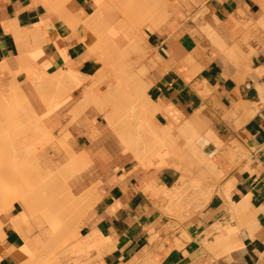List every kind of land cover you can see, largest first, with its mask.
Wrapping results in <instances>:
<instances>
[{
    "label": "crops",
    "instance_id": "crops-1",
    "mask_svg": "<svg viewBox=\"0 0 264 264\" xmlns=\"http://www.w3.org/2000/svg\"><path fill=\"white\" fill-rule=\"evenodd\" d=\"M173 1L177 11L171 19L172 27L162 25L159 30L145 28L141 32L153 55L159 57L155 59V69L149 73L150 87L147 92L157 108L155 122L171 125L172 133L178 136L179 124L181 127L184 121L200 111L205 122L202 124L213 129L225 145L218 157L220 169L225 173L219 188L231 182L229 196L219 195V188L216 189L204 209L183 220L164 214L166 204L163 205L150 186L154 182L157 186L171 188L179 173L171 167L157 170L145 166L137 162L131 153L123 152L124 148L115 133L95 107L83 111H79V107L74 108V105L79 106L78 102L83 97L81 90L60 96L57 103L54 100L61 89L63 92L67 88L66 85L64 88L48 87L47 84L45 88V84L41 85L44 88L43 91H38L42 88L37 90L39 95L35 90L40 83L36 84V78L42 82L59 73L58 70L63 72L71 68L87 77L100 70L98 61L88 54L87 47L79 40L84 33L62 34L65 27L55 20L47 32V38H50L47 42L28 36L16 39L17 33L28 31L47 20L48 11L41 0H0V68L3 65V68H9L8 71L6 68L0 70V101L12 94V89L17 92L20 87L23 95H19L26 98H22L26 101L21 100L24 103L20 106L27 105L22 109L26 117L19 112V119V115L17 118L14 113L15 116L12 115L13 119L19 120L21 127H26L21 129L25 132L16 140L17 147L23 150L48 137L47 132L51 134L56 140L38 147L40 150L37 148L34 155L39 169L36 173L44 179H51V185H48L54 189L58 187L52 185L56 183L53 176L57 173L72 193L73 196H70L75 199L82 191L83 194L88 192L76 199L89 196L90 199H85L86 205H91L83 214L82 202H77L82 205L79 210H74L76 205L73 202L75 207H71L72 212L77 213L73 214L77 226L70 216L72 222L67 220L66 231L59 239L58 233L51 231L39 215H34L27 224L17 229L11 220L25 213L26 208L23 203L15 202L0 219V264H19L20 254L25 252L28 241L38 248L64 245L61 252L63 264H264V0ZM93 3V0H74L73 6L88 15L95 7ZM12 19L14 23H8ZM205 26L215 28L223 42L226 40V47L234 48L241 44L238 50L243 58L235 61L220 52L221 49L203 33ZM60 36L65 53L61 45L54 41ZM191 58L192 64L189 62ZM196 65L200 66L198 71ZM9 70L11 73L15 71L14 76L8 73ZM33 81L35 89L30 83ZM7 92L10 93L4 96ZM47 96L51 100L55 96L54 102H50L56 104L46 101L49 99ZM43 101L51 107L48 105L50 108L46 110ZM72 106L75 114L77 109L82 112L77 118L68 113ZM237 106L241 107L236 111ZM18 108L15 111H21ZM30 108L36 115L33 116ZM8 114L10 112L1 106L0 121L6 123ZM15 120L12 121L15 123ZM32 121H35L34 125ZM43 127L47 132L41 131ZM35 128L36 132L33 131ZM60 137L66 144L58 139ZM178 142L183 143V140L178 138ZM237 146L244 156L230 157L229 152ZM67 161L74 165L73 169L69 168L71 173L67 172V167H70L69 163L65 165ZM78 163L86 169L81 165L78 168ZM60 167L64 169L59 171ZM64 173H68L69 177L74 173V176L66 178V181ZM78 205L77 208H80ZM68 212L71 213V209ZM73 228L77 233L67 241L66 234ZM216 238L227 241L226 246L229 245L230 250L224 247L226 242L220 240L223 245L220 241L215 242ZM57 241L62 243H54ZM71 250L75 251L69 253Z\"/></svg>",
    "mask_w": 264,
    "mask_h": 264
},
{
    "label": "bare ground",
    "instance_id": "bare-ground-1",
    "mask_svg": "<svg viewBox=\"0 0 264 264\" xmlns=\"http://www.w3.org/2000/svg\"><path fill=\"white\" fill-rule=\"evenodd\" d=\"M41 1H43L44 5L48 11V19L41 21L40 23H38L37 25H35L32 29H30L28 31L26 30V31H21L22 33H17L16 39H21L25 36H28L29 38L43 39L45 42H47L50 40V38H47L48 30L52 27L55 20L59 21V18H60L61 19L60 23L62 22L64 24H66V26L68 25L69 31H67L65 29L66 32H71V33L73 32V34L74 33L76 34V33L80 32L82 29L84 34L86 33V35L89 37V38L87 37V39L90 41H85V40H87V39H85L86 35H84L79 40L81 41V39H82V43L88 49V54L90 56H93L99 62H101L103 67L94 76H90V77L83 76L79 72L74 71L70 67H68L70 69L67 71L64 70L65 72L64 71L60 72V70H58L59 73L45 78L44 80H42L43 83L41 81H38L37 78L36 79L33 78V79H35V81L37 80L36 84L38 82L41 83V84L38 83L37 85H39V88H36V85L34 84L35 81L30 82L32 84V86L34 87V89L36 88L35 89L36 92L38 93V91H43V88L44 87L46 88L47 85H48V87H50V86H52V87L53 86H57V87L62 86L63 87L66 85L67 88L65 87L66 89L63 90V92L65 91V93H63L62 89H61L62 94L61 93H60V95L58 94L59 98L58 97L55 98V96H54V98H55L54 101L57 103V101H59L61 99V97H63V95H66L73 90H81L82 91L81 94L83 97L80 100L81 102H78L79 106L74 105V108L76 109L79 107V111L80 110L83 111V110L87 109L88 107L93 106L96 108V110L100 114H103L108 127L112 129V131L117 136L119 142L123 146V148H124L123 152L125 151V152L131 153L136 158V160L139 161V163H144V165L147 164L151 167H154V165H156V167L161 166V167H163V169L171 167L177 173H179L178 180L176 181V183L174 182L175 185H173L171 188L160 187L159 185H158L159 186V188H158L157 184H155L154 182L151 184L150 188L153 189L152 191H154L155 196L157 198L161 199V201L163 202V205H164V203L166 204L165 205L166 213H169L170 215H179L181 217H185L186 216L185 214H187L188 216L191 215V213H192L191 209L199 207L203 202H206V200H208L211 197L212 190L215 188V185L212 182H214L215 180L218 181L222 178L223 172L220 171L219 168L216 166V163L214 160V154L218 151H222L223 148L225 147V145L222 142V140L216 136L213 129H211L210 127L206 128L205 126L207 124H204L205 126H203L202 123L204 121L201 117L200 111L195 112L187 121H184L185 123L181 127H180V125H181V123H180L179 124L180 130H178L179 128L177 127L178 128L177 129L178 134L183 137V139L185 141L184 146L188 150L189 154L193 157L192 161L195 160V162H196V164H194V162H192L193 165H195V167L198 169L197 175L192 178V177H190L191 176L190 175L191 170H192L190 168V166H193V165L191 164V162L186 163L184 161V159H182V155L180 153L176 152V150H178L177 149L178 148V141H177L178 137L176 134L172 133L171 125L164 126V125H159L155 122V114L157 112V108L154 105L155 103L153 104V102L148 97L147 92H148V89L150 87V82L146 78V74L148 72V69H150L152 66H150V68H149V64H145V60L147 57L146 50L148 49L147 48L148 42H147L146 38L142 35L141 30L143 28L159 30L162 25L171 26L172 25L171 19H172L173 15L175 14V12L177 11L176 6L173 4L174 1L173 0H112L111 1L112 5H111V3H108L106 0H93L95 3V4L94 3L92 4V5H95L94 12L89 13L88 15L81 12V10H77L76 7L73 6L74 0H41ZM193 1L194 0H192V2ZM64 5H67V7H65ZM113 6L120 9L122 12H124L126 17H127V21L125 23L121 24L120 26H112L111 24H109L110 20L108 19L109 18L108 14L111 13L110 11L112 10ZM104 10H105V13H104ZM99 12L102 14H105L104 15L105 18L103 20L104 24H102V26H100V27H96L97 24H96L95 16H96V14L98 15ZM128 17H129V19H128ZM13 21H14L13 19H12V21L10 20V22L8 20V23H11V22L14 23ZM214 29L210 26H205L203 28V33L204 34L206 33L207 36L212 41V43L215 44L217 46V48L219 47L221 49L220 50L218 48L220 50V52L223 51L224 54L228 55L229 58H231L235 61H238L240 58H243V56L241 55V53L239 51L240 50L239 46L241 44L237 47L234 46V48H228V46L226 47V43H224L226 40H224V42H223V39L220 38V36L217 34V32ZM242 30H243V28H242ZM66 32L64 31L63 34H65ZM55 39H57V40H54V41L57 44L61 45V48L63 49V51L65 53V49H64V47H62V45H63L62 44V41H63L62 36L55 37ZM235 41H236V39H235ZM236 42H237V44H239L238 41H236ZM147 52H148V50H147ZM245 56H246V54H245ZM157 58L159 59L158 56H157ZM245 61L246 60H244V62ZM154 62H156V61H154ZM154 62L152 61L151 64L152 63L155 64ZM189 62L191 64L194 63L192 58L189 60ZM136 65H139V68L135 69ZM3 66L1 67L2 69L6 68V67L3 68ZM63 66L65 67L66 65L63 64ZM1 68H0V70H1ZM7 68H6V70H7ZM19 68L21 69V67H19ZM153 68H154V66H153ZM58 69H61V68H58ZM199 69H200V66L196 65V71H198ZM13 72L15 73V71H13ZM13 72L11 73V71H10L8 73L9 74L11 73V75L14 76ZM16 72H18V71L16 70ZM56 72H57V70H56ZM12 80H14V78H12ZM8 82L10 85H12L11 83H13L10 80ZM201 83H202V81H201ZM44 84H45V86H44ZM104 84H106V85L109 84V88H107L106 91H103ZM41 85H43L44 87ZM14 86L15 85H13V87ZM40 88H42V90ZM8 89H9V87H8ZM17 89H18V87H17ZM38 89H40V90H38ZM48 89H50V88H48ZM209 89H211V88L209 87ZM52 90H54V89H52ZM17 92H20V93H17ZM17 92L14 89H12V91H11L12 94H10L7 97H4L3 100L1 99L2 101H0L1 106L3 107V110H7L10 112V115L8 114V118L7 117L6 118L4 117V118L7 119L6 124L13 126L10 129V131H12L13 133L22 132L21 127L16 125L17 127L15 128V124L19 123L18 122L19 120L18 121H16V120L19 119L22 114H23L22 117H26V115H27L23 111L27 105L23 104L26 106L21 107L22 103H24L26 101V100L24 101L23 99H26V98L24 96L23 97L21 96V95H23V93L21 94L20 87H19ZM8 93H10V92H7V93H5V95L4 94L3 95L6 96ZM206 93H207V89L204 90V94H206ZM19 94H21V95H19ZM38 95H39V93H38ZM46 95H48V94H46ZM41 96H40V99L42 100V98H44V95H43V97H41ZM20 97H21V99H20ZM52 97L53 96H51V98ZM54 98H52V100L49 98L46 101L50 102V100H51L52 102H54L53 101ZM21 100H23L24 102ZM46 101L45 102L43 101L42 103L44 104V106L46 107V110H47L51 107L50 105L52 104V102H50L51 103L50 105L48 104L50 107H47L48 105L46 104ZM56 103H53V104L55 105ZM241 106L243 107L244 104ZM13 107H16V108L20 107V109L18 108V110H21V111H15L16 108H13ZM240 107L237 106L236 111L238 109H240ZM137 108H139V110ZM71 109L72 110L68 111V113L71 114L72 116L75 115V116H73V118L74 117L77 118V116L82 113V112H79L77 109V110H75V112H77L75 114L73 106ZM243 109L244 108H242V110ZM27 110H25V111H27ZM31 110L32 109L30 108V111ZM18 112L21 115H19ZM28 112H29V110H28ZM234 112H235V110H234ZM244 112L245 111H243V113ZM5 113H7V112H5ZM13 113L16 116L13 115ZM33 113H34V111L32 112V114ZM72 113H74V114H72ZM1 114H2V112H1ZM12 115L15 116L16 118L18 115L19 116L15 120V119H13L15 117H13ZM34 115H36V114H33V116ZM9 116H11V118H9ZM27 118L29 119V113H28ZM36 118H37V116H35V119ZM33 119H34V117H33ZM12 120H15V123ZM30 120H32V119H30ZM33 122H35V121H32V123ZM38 122H40V121H38ZM40 124H41V126H43L41 122H40ZM33 125H34V123H33ZM36 126H34V127H36ZM62 128H61V130H62ZM43 130L45 131V128L42 129L41 131H43ZM33 131L36 132V128ZM45 132H47V131H45ZM47 134H48V137H45V139L47 140L48 143H51L52 141L56 140L48 132H47ZM95 134H97V133L95 132ZM105 134H107V133H105ZM108 136H109V134H108ZM61 137H62V135H61ZM61 137L58 139L63 141L64 138L62 139ZM42 138H44V137L42 136ZM39 139H41V138L39 137ZM200 139L202 140L201 145H199V143H197V140H200ZM36 141H38V139ZM59 141H57V142H59ZM105 141H106V139H105ZM39 142H40V140H39ZM64 143H65V140H64ZM100 144L101 143H99V145ZM31 145H32L30 147V148H32L31 150H27V147H26L25 150L24 149L20 150V152H18L19 154L17 152H16L17 154H15V153L9 154L10 158H11V155H15L14 157H17V158L19 157L17 162H19L18 164H20V167L18 166V168H21V169H17V168L12 169L11 166L9 169V167L7 165L8 162H7V164L5 163L6 166L4 165L5 169H2V168H4L2 166L3 163H2V165H0V166H2V168L0 167V169H2L1 170L2 172L0 171V174L6 173L8 175V177L5 180H3L2 177H0L1 178L0 179V206L2 207L1 209L3 211V214H6L10 211L12 205L15 204V202H17V201H19V202L23 203V205H25V208H26L25 213L20 214L19 216L17 215V216H15V218H13V220H11V222L13 221L12 223H14L13 225H15L17 229H19V227L21 225L27 224L29 222L30 218H32L34 215H39L40 218L43 219L42 221H44L47 224L48 228H50L51 231H53L54 233H58L59 227H63V225H65L64 221L71 220L69 215L72 216V220H74L76 218L73 216V214L76 212H74V213L72 212V209L75 207V205H76V207L74 210L81 209V206L83 205V207H84V208L82 207L83 214H85L88 211V209L91 207V205H86L87 201L85 200V199H87L86 197L89 198V196L82 197L83 195H86V193H88V192L83 194V191H82L81 192L82 194L80 193V195H82L81 196L82 198L80 197L82 200H80L79 198L76 199V197L80 196L77 193L78 195L75 196V199L78 201H76V203H75V201H74L75 199H74V197H72L73 196L72 193L70 194V190L65 185V181L61 180L62 176L60 177V176L56 175L57 173L54 174L55 176H53V182L55 179V182L57 183V185H56V183H52V185H55V187H57V186L58 187L54 189V187L52 186V188H50L51 186H49L48 184L51 185L52 181L49 182L51 179H44V177L42 175L36 173L37 170H39V169L37 168L38 162H37V159L34 157V155L37 151V148L40 146V144L38 147L37 146L35 147L34 146L35 144H31ZM60 147H61V145H60ZM61 148L65 149L66 147L65 148L61 147ZM68 149H67V151L70 152L71 150L69 151ZM38 150H40V149L38 148ZM28 151H30V152H28ZM67 151H66V153H67ZM229 153H230L229 156L232 158H235L237 156H240V157L244 156V153L240 149L239 146L233 147ZM174 156H178V159L174 158ZM70 157H72V156H70ZM7 159L9 160V158H7ZM11 159H13V158H11ZM70 161L69 162L67 161L65 163V165H68V163L70 165ZM74 162H76V161H74ZM79 163H78V165H79L78 168H80L82 166ZM18 164H16V165H18ZM9 165H10V163H9ZM71 165H73V164H71ZM71 165H70V167H67L68 168L67 172H69V168L73 169L74 165L73 166H71ZM196 165L199 167H197ZM76 166H77V163H76ZM67 168H65V170ZM84 168L85 167H83V169ZM63 169H64V167H63ZM63 169H61V167H60L59 171L63 170ZM76 170L77 169H75V171ZM55 171H57V170H55ZM75 171H74V173L78 172V171H76V172ZM81 171H83V170H81ZM62 173L59 175H62ZM69 173H71V172H69ZM74 173L70 177H73ZM28 175L29 176L32 175V177L34 178V180L36 179V181H34L33 178L28 177ZM25 176L27 178L32 179L31 181L29 180V182L31 184L29 183L27 185H24L23 186L24 188L22 187L21 195L14 196V197L12 196V199H11V195L9 194V192L6 191L8 189L9 184L10 183L18 184V182L19 183L21 182V184L26 183L27 182L26 180H28V179H25L26 178ZM47 176L48 175H46V177ZM51 176H52V174L50 175V178H52ZM56 176H58V178ZM70 177H69L68 173H66L65 178L63 176V179H65L67 181L68 179H70ZM66 178H68V179H66ZM23 179H24V181H22ZM47 180L49 183L47 182ZM59 180H60V182H59ZM8 181H10V182H8ZM33 182H36V184H32ZM59 186H60V188H59ZM231 186H232L231 182H228L226 185L219 188L218 194L225 196V197H228ZM52 189L54 190L52 192L53 195L51 194ZM84 191H88V190H84ZM46 194H48L46 196L48 198L44 197ZM50 195L56 199V201L54 200L55 201L54 203H52L53 198ZM70 195H72V196H70ZM49 197H51V198H49ZM50 199H52V201ZM66 199H68V200H66ZM79 201H80V203L82 202V205L77 204V202L79 203ZM161 201H160V203H161ZM7 202H10L11 205H10V203H7ZM73 202L75 204L74 207H73ZM88 202H89V200H88ZM51 203H52V205L50 206ZM66 204H69V205L66 206ZM63 205H64V207H62ZM77 205L80 208H77ZM69 207H71V208H69ZM62 208H63V210H62ZM70 209H71V213L68 212V210H70ZM64 210H65V212H64ZM235 210H236V208H235ZM241 211H242V208H241ZM62 212L63 213L68 212L67 216L69 218H66L67 217V216H65L66 214H64V216H65V218H64ZM164 214H165V212H164ZM79 215L81 217L80 212H79ZM79 215H77V216H79ZM61 216H63V217H61ZM73 217H74V219H73ZM62 220H64V221H62ZM72 220H71V222H72ZM78 220H79V218H78ZM249 222H247V223H249ZM74 224L76 225L75 220H74ZM214 226L212 227L213 230H214ZM72 227H74V226H72ZM217 227H219V226L217 225ZM69 228H70V226H69ZM218 229H219V231L221 230L220 228H218ZM68 231H70L69 234H66V237L64 235V237L67 238V241H68V239L72 238L75 235V233H77L76 229H74V228L69 229ZM77 231H78V229H77ZM234 233H236V232H234ZM230 234H231V231H230ZM222 235L223 234H221V236ZM208 236H210V235H208ZM223 236H225V233ZM230 238H232V237L230 236ZM220 240L221 239L216 238L215 242L220 241ZM58 241L54 242V243H58ZM63 241L65 242L66 239L65 240L63 239ZM221 241L224 243L226 242V243L224 244ZM221 241L220 242L222 243V245L224 244L225 245L224 247L226 249H228L229 245L226 246L227 241H223V240H221ZM220 242H218V243H220ZM60 243H62V242H60ZM60 243H58V244L60 245ZM230 245H231V243H230ZM57 246L58 245H56V248L59 247V246L58 247ZM215 246H216V243H215ZM219 247H220V245H219ZM51 248L52 247H50V246H45V247L42 246V248L34 247L28 241V246H27L26 250H24L25 252L20 254V263L19 264H49L48 262H51L50 264H52L53 263L52 261H55V260L52 259L53 255H51V254L52 253L54 254V252H53V249H51ZM228 250H230V248ZM72 251H75V250H71V251H69V253ZM48 253H51V254L47 255ZM44 255L45 256L47 255L51 258H49V259H47L48 257L42 258V256H44ZM50 259H52V261ZM57 259H59V258H57Z\"/></svg>",
    "mask_w": 264,
    "mask_h": 264
},
{
    "label": "rangeland",
    "instance_id": "rangeland-1",
    "mask_svg": "<svg viewBox=\"0 0 264 264\" xmlns=\"http://www.w3.org/2000/svg\"><path fill=\"white\" fill-rule=\"evenodd\" d=\"M108 3H111V5H112V0H106ZM65 7H67V5H64ZM112 8V7H111ZM94 12V9H93V11L91 12V13H93ZM111 13H109L108 15H109V24H111L112 26H120L121 24H123V23H125L126 21H127V17H126V15H125V13L124 12H122L120 9H118V8H116V7H114L113 6V8H112V10L110 11ZM104 13H105V10H104ZM105 14H102V13H100L99 12V14L97 15L96 14V16H95V20H96V27H100V26H102V24H104V18H105V16H104ZM128 19H129V17H128ZM60 21H61V19L59 18V23H60ZM60 25H62L63 27H65L64 28V30L62 31V34L64 33V31L66 32V30L67 31H69V28H68V25L66 26V24H64V23H60ZM66 29V30H65ZM145 30V28H143L142 30H141V32H143ZM81 31L83 32V30L81 29ZM84 33V32H83ZM84 35H86V33L84 34ZM86 38L85 39H87V35L85 36ZM89 38V37H88ZM81 41H82V39H81ZM85 41H90V40H85ZM148 46H149V44H148ZM147 46V50H148V52H147V50H146V53H147V57H146V60H145V64H149V68H150V66H152L150 69H148V72H147V74H146V78L148 79V76H149V73L153 70V69H155V64H151V62L153 61H155V59H157V56L155 55H153V50L150 48V46L148 47ZM97 60V59H96ZM152 60V61H151ZM98 61V60H97ZM150 61V62H149ZM98 63H99V66H100V69L103 67L102 66V63L101 62H99L98 61ZM155 63V62H154ZM138 66V67H137ZM153 66H154V68H153ZM137 68H139V65H136V67H135V69H137ZM59 86V85H58ZM55 87H57V86H55ZM60 87V86H59ZM62 87V86H61ZM107 88H109V84H104V86H103V91H106L107 90ZM138 110H139V108H137ZM201 113V112H200ZM102 116H103V118L105 119V117H104V115L103 114H101ZM202 115V114H201ZM19 126V127H21V124H20V122L18 123V124H15V128L17 127V126ZM203 126H205V125H203ZM13 126L12 125H9V124H6V123H3V122H1L0 121V165H2V163H3V167L4 168H2V166H0L2 169H5V166H6V164H7V162H8V167H9V169H10V166H11V168L12 169H21V168H18V166L20 167V164H18L19 162H17L18 161V159H19V157L17 158V157H14L15 155H11V158H13V159H11L9 156V154H13V153H15V154H17L18 152H20V149L17 147V144H16V140H17V138L19 137V135H21L23 132H25V131H22V132H15V133H13L12 131H10V129L12 128ZM129 127V126H128ZM206 128H208L207 126H205ZM22 128H26V127H21V129ZM117 137V136H116ZM179 139H181V140H183V143H180V142H178V150H176V152L177 153H180L181 155H182V159H184V161L186 162V163H189V162H191V164L193 165V163L192 162H194V164H196V162H195V160H193L192 161V159H193V157L189 154V152H188V150L185 148V146H184V143H185V141H184V139H183V137L182 136H180V135H178L177 136ZM177 138V139H178ZM178 141V140H177ZM201 142H202V140L200 139V140H197V143H199V145H201ZM48 142H47V140L44 138V139H42V140H40V142L38 141L37 143H35V147L37 146H39V144H40V146H44L45 144H47ZM37 144V145H36ZM39 146V147H40ZM31 147V146H30ZM30 147H28L27 148V150H31L32 148H30ZM30 148V149H29ZM25 150V149H24ZM26 150V151H27ZM180 150V151H179ZM17 152V153H16ZM28 152H30V151H28ZM27 152V153H28ZM19 154V153H18ZM217 156L216 157H214V160H215V163H216V166L219 168V170L221 171V169H220V163H219V159H218V157H219V151L217 152V154H216ZM7 158H9V160L7 159ZM174 158H176V159H178V156H174ZM136 160V159H135ZM17 162V163H16ZM138 162V161H137ZM6 163V164H5ZM9 163H10V165H9ZM16 164H18V165H16ZM5 165V166H4ZM143 165H144V163H143ZM147 164H145V166H146ZM147 166H149V165H147ZM197 166V165H196ZM193 167V168H192ZM197 167H199V166H197ZM154 168L155 169H157V170H160V169H163V167H161V166H157L156 167V165H154ZM190 168L192 169L191 170V176L190 177H194V176H196L197 175V173H198V169L195 167V165H193V166H190ZM2 169H0V171L2 170ZM7 169V168H6ZM27 171V170H26ZM2 172V171H1ZM6 173H3V174H0L1 176L0 177H2V179L3 180H5L7 177H8V175L6 176L5 175ZM6 176V177H5ZM26 177V176H25ZM28 177H30V178H33L32 177V175L31 176H29L28 175ZM225 177V173H223V175H222V178L220 179V180H218V181H214V182H212L214 185H215V188L212 190V194H211V197L216 193V189H218L219 188V185H220V182L222 181V179ZM30 178H25V179H28V180H26L27 182L26 183H22L21 184V182L19 183L18 182V184H16V183H10L9 184V186H8V189L6 190L7 192H9V194L11 195V199H12V196L14 197V196H18V195H21V192H22V187L24 186V185H27V184H29L30 182H29V180L31 181L32 179H30ZM1 179V178H0ZM33 180H34V178H33ZM11 181V180H10ZM10 181H8V182H10ZM22 181H24V179L22 180ZM34 181H36V179L34 180ZM12 182V181H11ZM16 182V181H15ZM216 182V183H215ZM7 184V183H6ZM31 184V183H30ZM32 184H36V182H33ZM26 187V186H25ZM24 188V187H23ZM211 197L208 199V200H206V202H203L199 207H197V208H193V209H191V212L194 214L195 212H198V211H200V210H202V209H204V207H205V205L210 201V199H211ZM7 203H10V202H7ZM10 205H11V203H10ZM2 207L0 206V219L2 218V216L4 215L3 214V211H2V209H1ZM191 213V214H192ZM68 214V213H67ZM67 214L65 215V216H67ZM165 214H167V216H169V217H171V218H176V219H179V220H183V219H186V218H188L189 216L187 215V214H185L184 216L185 217H181V216H179V215H170L169 213H166V211H165ZM61 215V214H60ZM63 216H64V214H63ZM63 216H61V217H63ZM65 216H64V218H65ZM69 217H70V215H69ZM68 216L66 217V218H69ZM67 220V219H66ZM62 221H64V220H62ZM66 222V223H65ZM64 224L65 225H63V227H59V230H58V238L60 239L62 236H63V232H65L66 231V229L65 228H67V225H68V223H67V221H64ZM1 225H2V221H0V227H1ZM62 225V224H61ZM64 230V231H63ZM51 249H53V251H54V254L52 253H48L47 255H49V254H51V255H53L52 256V259L53 260H55V261H52V259H50L53 263L52 264H63V259H64V257H62V253L61 252H63L62 250L64 249V245H62L61 244V246H59L58 248H51ZM42 256V258H44V257H48L47 259H49V258H51V257H49V256ZM50 255V256H51ZM57 258H59L60 259V261H59V259H57ZM55 262V263H54ZM57 262V263H56ZM49 264L51 263V262H48Z\"/></svg>",
    "mask_w": 264,
    "mask_h": 264
}]
</instances>
